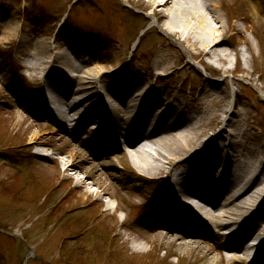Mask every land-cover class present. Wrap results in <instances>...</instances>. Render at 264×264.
Listing matches in <instances>:
<instances>
[{"label":"rangeland","instance_id":"rangeland-1","mask_svg":"<svg viewBox=\"0 0 264 264\" xmlns=\"http://www.w3.org/2000/svg\"><path fill=\"white\" fill-rule=\"evenodd\" d=\"M136 2L0 0V264H220L222 254L215 251L211 236L184 258L176 259L170 258L173 254L162 234H153L156 221L175 220L183 229L186 224L176 208L170 209L171 218L159 208L170 202L173 186L165 174L132 182L133 172L116 158L93 162L95 147L83 152L79 146L85 141L77 142L78 135L52 136L57 126L39 118L44 108L41 103L50 110L57 107L43 97V88L48 95L46 85L25 66L29 53L23 50L22 38L43 43L54 40L55 51L70 47L91 60H107L116 52L124 56V66L141 72L167 49L182 54L180 62L161 76L176 80L172 90L182 87L184 98H197L203 86L216 83L212 93L223 98L218 91L224 87L230 99L234 88V103L227 110L232 114L237 109L246 116L247 130L264 149V101L259 97L264 95V0H226L216 10L223 22L241 30L227 34L226 44L232 49L226 72L215 62L212 67L192 63L183 50L186 45L177 36L164 34L161 24L154 23L151 10ZM155 79L148 83L152 91L164 87L156 85ZM228 99L223 98L226 103ZM98 114L103 116L101 111ZM33 131L39 133L37 139L31 137ZM95 141L104 143L99 134ZM36 149L55 159L35 156ZM74 150L78 163L90 162L86 168L93 175L85 180L89 190L96 192L93 189L100 184L109 195L97 199L95 192L86 195V190L77 188L76 179L84 180V174H72L70 180L58 175L62 171L61 166L57 170L60 153ZM221 167L219 160L212 170ZM190 180L193 182V176ZM262 211H258L257 221L262 220ZM247 223L252 224L251 230L256 229L253 222ZM137 245L144 251L136 250Z\"/></svg>","mask_w":264,"mask_h":264},{"label":"bare ground","instance_id":"bare-ground-1","mask_svg":"<svg viewBox=\"0 0 264 264\" xmlns=\"http://www.w3.org/2000/svg\"><path fill=\"white\" fill-rule=\"evenodd\" d=\"M225 2L137 0L136 4L151 10L154 23L161 24L164 34L177 36L179 42L186 45L183 50L192 63L198 61L212 67L215 62L226 72L224 68L232 49L226 44L227 34L231 30H241L227 20L223 22L216 14ZM22 39L23 50L29 53L25 66L33 78L46 85L48 100L57 107L54 125L58 130L51 131L52 136L78 135L77 142L85 141L79 146L83 152L95 147L93 162L116 158L117 163L133 172L132 182L148 181L165 174L173 186L170 202L159 208L167 217L171 208L177 209L181 219L190 217L187 212L194 200L223 202L219 214L193 211L196 222L180 231L183 245L187 250L198 248L204 238L210 237L208 229H213L220 234L212 237L215 251L222 254L220 264H264V248L259 254L260 248L250 254L245 247L250 232L247 221L260 229L261 240H264V215L260 221L255 218L258 211L264 209V149L256 136L247 130L246 116L237 109L232 114L227 110V106L234 103V88L230 99L224 87L218 91L227 97V103L223 100L225 97L219 98L218 94L212 93L216 83L203 86L197 98H184L182 87L175 92L172 90L175 79L161 78L180 62L182 56L167 49L154 58L153 66L146 65L141 72L124 66V56L116 52L107 60L87 58L83 62L74 48L55 51L54 40L43 43L28 37ZM27 41L36 42L27 44ZM155 77V84L164 87L152 91L148 83ZM253 84L251 81L255 86ZM255 88L260 92L257 86ZM214 96L217 98H211ZM259 97L264 101V95L259 94ZM165 100H172L171 107ZM106 102L108 108L104 107ZM41 105L44 108L39 118H52L50 109L44 103ZM99 111L103 116H96ZM92 120L98 121L88 132V123ZM134 123H137L135 131L132 130ZM98 124L101 127H96ZM149 124L155 125L152 137L157 140L139 146L137 142L144 137ZM220 124L222 127L217 128ZM97 134L107 142L105 147L96 144ZM31 137L37 139L39 133L33 131ZM146 139L150 140V137ZM108 152L111 154H106ZM35 156L55 159L43 149H36ZM59 156L62 159L57 160V170L61 166L62 171L59 169L58 175L67 180L74 178V174L86 175L82 181L76 179V187L86 190V195L93 194L95 191L89 190L85 181L93 175L86 168L90 162L78 163L77 150ZM219 160L222 161L220 170H212ZM213 161L214 165L210 167ZM193 174L200 179V186L190 180ZM94 188L97 199L101 194L109 195L106 186L96 184ZM201 221L208 224L206 231L197 229L196 224L202 225ZM152 226L154 235L161 230L175 229L171 221H156ZM135 248L144 251L141 245ZM178 249L182 251L180 247Z\"/></svg>","mask_w":264,"mask_h":264}]
</instances>
